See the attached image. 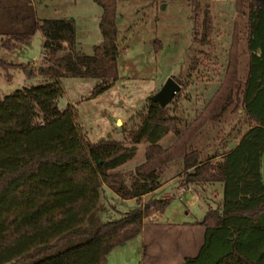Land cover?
<instances>
[{"label":"trees","instance_id":"1","mask_svg":"<svg viewBox=\"0 0 264 264\" xmlns=\"http://www.w3.org/2000/svg\"><path fill=\"white\" fill-rule=\"evenodd\" d=\"M94 1L102 8V39L84 54L76 48L72 19H39L32 0H0V51L16 50L37 30L43 37L35 71L1 56L0 69L20 68L44 80L0 99V264H104L115 247L141 233L145 218L169 204L171 199L143 197L161 187L166 168L174 163L182 166L186 184L222 185L220 208L209 207L197 222L204 227L203 243L183 264H264V0H234L224 83L187 130L180 133L178 120L149 100L127 143L88 141L76 108L57 105L63 77L97 79L90 97L119 78L118 0ZM242 37L249 64L244 81L236 84ZM230 106L242 109L252 124L233 148L201 159L196 135ZM171 129L178 138L163 148L158 142ZM141 143L148 144L145 161L127 184L113 170L130 160ZM103 186L122 199H135L138 206L101 222Z\"/></svg>","mask_w":264,"mask_h":264},{"label":"rangeland","instance_id":"2","mask_svg":"<svg viewBox=\"0 0 264 264\" xmlns=\"http://www.w3.org/2000/svg\"><path fill=\"white\" fill-rule=\"evenodd\" d=\"M32 1L39 19L73 20L76 48L80 52L91 54L100 43L102 8L94 0ZM235 19L234 0H118V80L108 90L90 97L97 79L63 77L60 80L63 94L57 105L62 110L68 105L76 108L77 124L88 141L106 139L127 143L129 132L147 112L149 97L172 77L179 82L180 89L165 106V114L178 120L174 122L176 128L184 132L224 83ZM41 55L39 30L16 50L0 51L4 60L24 64L27 70L34 71ZM248 64L242 37L235 65L236 84L244 81ZM42 81V76H28L24 69H0V99ZM251 124L242 109L230 106L218 122H207L196 135L195 140L202 147L200 158L230 150L238 142L239 134ZM177 138L171 129L158 144L166 148ZM147 147V143L136 145L134 156L113 172L121 173L129 184L135 167L145 161ZM219 159L220 156L213 161ZM261 174L264 182V154ZM185 178L179 163L168 165L161 187L143 200L166 198L171 199L169 204L163 212L145 218L142 235L123 249L109 253L104 264H183L184 260L175 258L168 262L165 258L176 256V247L188 249L204 228L177 224L201 221L209 207L217 209L222 203L221 183L195 186L186 184ZM100 200L101 222L119 219L124 212L138 206L135 199H122L106 186L101 190Z\"/></svg>","mask_w":264,"mask_h":264},{"label":"crops","instance_id":"3","mask_svg":"<svg viewBox=\"0 0 264 264\" xmlns=\"http://www.w3.org/2000/svg\"><path fill=\"white\" fill-rule=\"evenodd\" d=\"M42 43H43V37H42ZM42 56V55H41ZM197 222L199 221H194V222H184L182 224H177L179 226H182V227H187V228H190V227H194V228H197V227H203L201 225H199ZM204 228V227H203ZM202 234V236H201ZM140 235H142V233H140ZM139 236V234L134 237L133 239L129 240L128 242H126L124 245H121V246H118V247H115L111 252L110 254L113 252V251H116L117 249H123L124 247H126L127 243L133 241L134 239H136L137 237ZM203 237H204V231L200 233V238H198V240L196 239L195 243H192L188 249H185V250H182L180 249V247H176V251H177V255L176 256H168L167 258H165V260H167L168 262L169 261H173L175 258L176 259H179L181 261H183L185 258L187 257H193L197 254L200 246L202 245L203 243ZM138 247V246H137ZM136 247V252H138L139 248ZM166 261V262H167ZM139 264H142L139 262ZM151 264V263H149Z\"/></svg>","mask_w":264,"mask_h":264},{"label":"water","instance_id":"4","mask_svg":"<svg viewBox=\"0 0 264 264\" xmlns=\"http://www.w3.org/2000/svg\"><path fill=\"white\" fill-rule=\"evenodd\" d=\"M149 49L150 47L147 45L145 52L148 53ZM179 89L180 85L172 77H169L161 88L149 97V100L157 102L160 107H165L174 98Z\"/></svg>","mask_w":264,"mask_h":264}]
</instances>
